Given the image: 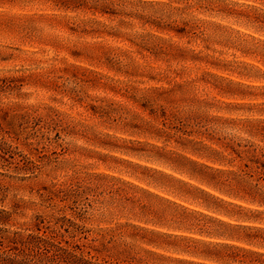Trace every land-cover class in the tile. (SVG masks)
I'll use <instances>...</instances> for the list:
<instances>
[{
    "label": "rangeland",
    "instance_id": "1",
    "mask_svg": "<svg viewBox=\"0 0 264 264\" xmlns=\"http://www.w3.org/2000/svg\"><path fill=\"white\" fill-rule=\"evenodd\" d=\"M0 138L38 167L0 165L1 228L103 264H264V206L199 178L264 150V0H0Z\"/></svg>",
    "mask_w": 264,
    "mask_h": 264
},
{
    "label": "trees",
    "instance_id": "2",
    "mask_svg": "<svg viewBox=\"0 0 264 264\" xmlns=\"http://www.w3.org/2000/svg\"><path fill=\"white\" fill-rule=\"evenodd\" d=\"M236 152L237 155L244 160L239 171H227L225 169L211 167L204 163H199L200 165L217 173L212 177L199 175L200 180L208 185L213 184V186L217 187L218 185L222 186V184H225L232 178L228 174H233L235 175V178L238 179V183L240 185V189L233 191V194H235V196H239V193L243 190L244 194L249 196L250 202L256 203L260 207L264 206V185H261L260 183L264 181V150L260 153H251L246 151L245 157H242V152ZM0 165L2 167L13 166L17 172L25 173L35 172L38 168L37 164H35L29 155L23 153L19 150L18 146H13L4 138H0ZM220 175H225V178L221 180ZM27 177L29 176H23L21 178L17 177V180H25ZM222 187L219 188L222 190ZM34 189V186L31 187V190ZM201 190L211 196V198H217L220 201L244 208V205L240 203H234V201H228L225 198L216 196L204 189ZM7 191L8 187L0 183V202L2 203V206H4L8 198ZM225 192L227 194V191ZM230 192L228 193L232 194ZM37 193L44 198L45 194L41 193V188L37 189ZM47 196L48 195H46V199H48ZM2 206H0V223H6L9 222L12 212ZM204 206L207 210H216L215 207H212L209 203H205ZM12 207L14 209L20 208L21 200H14ZM262 212H264V210H262ZM197 213H199L198 215L201 217L198 220V223L202 224V227L200 228L206 230L208 234L214 235L213 233H210L212 231L206 228L208 226V222H213L217 219L202 211H197ZM222 213L229 217L233 216L228 212ZM219 221L225 224H230L226 223V221H223L222 219H219ZM71 225L73 228H78V225L75 223H71ZM38 229L40 230V228ZM185 238L187 239L188 244L200 245L201 247L198 248L197 251L192 250L191 252L199 254L206 259H216L221 261L227 258L226 256H232V249L240 248L237 245L227 242L211 241L192 237ZM105 248L107 249V246H105ZM87 254H90V252H87ZM87 254H85V250L82 245L64 240L62 235L57 232H52L50 235L40 233H28L24 235L18 231L10 232L7 229L0 227V264H103L98 259L89 257ZM130 258L131 257H128V259H122V261L125 262L126 260L127 264H132ZM188 263L195 262L188 261Z\"/></svg>",
    "mask_w": 264,
    "mask_h": 264
}]
</instances>
